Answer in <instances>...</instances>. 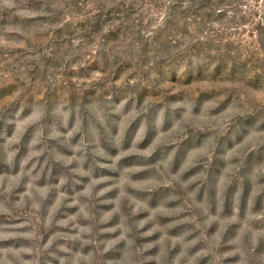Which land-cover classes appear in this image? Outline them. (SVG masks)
Listing matches in <instances>:
<instances>
[{
  "label": "rangeland",
  "instance_id": "374dc122",
  "mask_svg": "<svg viewBox=\"0 0 264 264\" xmlns=\"http://www.w3.org/2000/svg\"><path fill=\"white\" fill-rule=\"evenodd\" d=\"M0 264H264V0H0Z\"/></svg>",
  "mask_w": 264,
  "mask_h": 264
}]
</instances>
